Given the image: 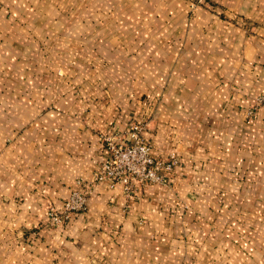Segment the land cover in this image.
<instances>
[{"label": "crops", "instance_id": "0c3cea01", "mask_svg": "<svg viewBox=\"0 0 264 264\" xmlns=\"http://www.w3.org/2000/svg\"><path fill=\"white\" fill-rule=\"evenodd\" d=\"M263 93L264 0H0V264H264ZM139 119L169 182L46 226Z\"/></svg>", "mask_w": 264, "mask_h": 264}, {"label": "built area", "instance_id": "2783aa9c", "mask_svg": "<svg viewBox=\"0 0 264 264\" xmlns=\"http://www.w3.org/2000/svg\"><path fill=\"white\" fill-rule=\"evenodd\" d=\"M257 100L264 104V93ZM146 129L147 121L139 119L123 131L104 135L108 157L99 163L93 180L81 179L84 188L73 190L61 209L52 204L45 225H64L74 214L86 211L89 195L101 182L109 181L112 186L122 184L127 194H134L149 184H167L170 173L179 166L178 156L172 153L164 157L156 153L153 139L144 135Z\"/></svg>", "mask_w": 264, "mask_h": 264}]
</instances>
